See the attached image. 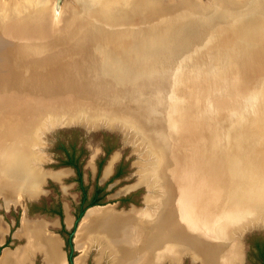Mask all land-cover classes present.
Listing matches in <instances>:
<instances>
[{"label": "water", "instance_id": "1", "mask_svg": "<svg viewBox=\"0 0 264 264\" xmlns=\"http://www.w3.org/2000/svg\"><path fill=\"white\" fill-rule=\"evenodd\" d=\"M34 1H0V60L13 62L0 84V162L30 148L41 184L54 170L37 146L47 131L111 122L140 148L146 192L189 187L196 206L218 209L228 231L219 239L235 238L243 261V237L264 226V45L236 55V41L254 37L221 10L264 0H105L109 18L67 0L58 21L50 10L64 0ZM146 38L144 55L129 51Z\"/></svg>", "mask_w": 264, "mask_h": 264}, {"label": "rangeland", "instance_id": "2", "mask_svg": "<svg viewBox=\"0 0 264 264\" xmlns=\"http://www.w3.org/2000/svg\"><path fill=\"white\" fill-rule=\"evenodd\" d=\"M0 1H6V0H0ZM35 1H37V0H35ZM87 1L92 2L93 4H96L97 5L96 11L98 13L102 14L103 16H106V18L111 17L112 12H115L110 7V6H112L111 3L110 2L107 3V2H105V0H96V2L94 0H87ZM46 2L48 4L49 1H46ZM263 6H264L263 4L260 7L247 6V7H244L242 9H239V10H228L226 8H223V7H222L223 9L221 8L222 9L221 11H223L222 13H231L232 16H235L236 14H238L237 17L234 18V21L232 19V23L230 24V28L233 27V28L240 29L243 32H250L251 35L254 37V39H246V38H241V40L238 39L236 42L241 47L238 48V53L236 55H238V54L242 55L246 52V50H249L254 46L264 45V7ZM17 13L19 14L21 12H17ZM153 43L154 42L152 41V39H149V38L139 39L138 41H135L131 47H129V49H130L129 51L133 52V54L142 56L145 54L143 51L146 48H148V50H149ZM146 45H147V47H146ZM210 53H211L210 57H213V58L216 57L215 50H212V52H210ZM227 58L230 59L229 56ZM103 131L108 132V133H113V135L115 136L114 146L112 148L113 153L116 152V153H118V155L121 158L124 157L125 158V164L127 165V167L125 168L126 171L124 172L122 177L114 180V182L111 184L110 189L105 191L106 194H104L103 198L101 199V203H104V204L100 205V206L111 207L109 209L108 213L109 214L112 213L113 219L116 220L117 218H121V217L118 216L116 211H114L115 209L113 207H115L116 210L117 209L118 210H121V209L127 210L130 207L131 208H134V207L139 208V207H144L146 205V201L144 199V194L147 193L146 188L144 187L143 183L138 181L139 180L138 179L139 173H141L140 167H142V164L144 161L142 160V158L140 156L141 155L140 151H139L140 148L136 147L134 145V143L132 142V140L129 139V137L125 136V134H122L123 132H121L119 129L113 128V127H107L106 126V127H101V128L97 127L94 129H84V128L80 127L79 125H72L69 127H56L54 129H52L51 131H47L44 134L43 138H41L40 144H37V146L39 147V149H41L42 154H47V156L49 158V161L47 162V164H48L47 166L50 168L51 167H57V166H54V163H55L54 162V155H56L57 152H60L59 148L57 147L58 141H68V140H75L76 141V140H79V137L82 135L84 137L83 139H85L84 142L93 148V147L97 146L98 138L100 137L101 132H103ZM78 132L80 133V135ZM89 152L88 153L91 154L92 150H90ZM105 163H104V165H105ZM58 168H61V167H58ZM61 169H66V172H65V170H62L60 172L61 175L58 176L57 178H54V177H51L50 175H48V177H46L48 181H46V183L44 184V189L43 190L41 189V192H43V193L42 194L39 193L40 195L35 196V198L41 196V199L45 198L46 200H48L52 204H56V203L59 204V206L61 207V211H62L61 218L65 224V227H66V229H64L62 232L63 234L60 233V231H58L59 226H60L59 222L52 219L53 214H51V212H48V213L42 212L41 214H39L38 212L28 213L27 210H30L32 207L26 208L25 210H23V208L21 207V205L22 206L25 205L26 200H31V199L26 198L23 195L24 191H25L23 189H25V186L28 184L29 178L28 179L26 178V180H27L26 183H20L21 181L20 182L16 181V180L21 179L18 176H17L18 178H16V180H15L16 181L15 183H17L15 188H14L16 190L15 192H18L19 195L22 194V196L25 197V198H23V197L20 198L18 203L7 205V200L3 199V196H5V194L7 192H5V193L0 192V194H1L0 195V219L1 218L5 219L7 222H8V220H7L8 218L13 219L15 216L17 217V219H19V217L23 214V212H25L26 213L25 215H27L29 218L35 217V216H38V217L41 216L42 217L41 218L42 220L38 219L36 221L35 220H28L27 218L24 217L26 222L23 224L22 219H21L20 227L18 224V228L14 232V235L17 237H20V238L17 239V238L10 237V239H12L11 243H9L7 245H9L11 247H13L15 245L16 246L14 248H11L9 250L6 249V250L9 251L8 254L10 257H13V254L18 255L20 260H18L17 264H22V263L23 264L24 263L31 264L32 259L36 254L37 255L34 258V264H44L43 262H45L46 264H49L47 256H46V252L44 251V248L42 246H40L41 242H39V238H34V237L32 238V236H31V233L33 231H35V232H37L38 237H41L43 230H44L42 228V226H45V228L51 232H54V233L56 232V234L59 233L61 235V237L63 239V244H64L61 247L65 250V252H67L68 248L70 249V246H68L65 243V237L67 236L68 231H70V229H71L75 214L78 212L77 201L79 198V192H78V188L75 185V182L73 180L74 175H73L72 170H70L68 168H61ZM61 169H59V170H61ZM34 171H37V170H34ZM37 172H39V171H37ZM82 173H83V179L85 180L87 185L90 186L93 179H90L88 177L87 181H86V177H85L86 169H83ZM48 174H49V172H48ZM17 175H21L20 172H18ZM101 176H102V174H101ZM20 177H22V176H20ZM176 190H174L175 192L173 191L171 194L172 200L176 199V196L178 195V193H176ZM15 192H13V193H15ZM35 192H38L37 187H36ZM151 192L155 193V190L150 191V193ZM7 195H9V194H7ZM123 195L129 196L128 203H126L124 201L123 204H119L117 202V199H118V197L123 196ZM1 196H2L3 202H2ZM9 197H11V196H9ZM10 201H12V200H10ZM101 203H99V204H101ZM100 206L95 205L94 206L95 209H92V207H90L87 209L86 212L88 213V212H92V211L96 212L97 210L98 211L103 210L100 208ZM151 210H153V206H152ZM94 212L90 213V214L96 215V213H94ZM87 213H85V214H87ZM67 215L70 218V223H68V221H67ZM132 215H133V217L135 216L134 218L137 217V220H140L143 224H146L147 227L149 225L150 226L155 225V224L152 225V223L149 219L142 217L143 215L142 214L140 215L138 212H134V213H132ZM132 215L128 216V219H126V223L128 221L132 222V220H133V219H131ZM84 216L82 217V219L79 223L80 229H78V231H77V234H79L81 240L77 241V234H76V237H75V246L76 247L74 246V241H72V244H73L72 254L74 255L72 257L74 258V261H75L76 257H78L81 259L82 264L83 263L84 264H135L134 254H130V253H128V251H127L128 254L126 253L125 262L124 263L121 262L120 251L115 248V246L112 243L111 238H110L111 233L109 232L110 231L109 225H106V224L96 225V226H98V229L96 231H94V233H92L90 235L85 234L87 232L85 230L87 229V226H89L91 224V220H89V218H87L85 220L86 224L82 225V227H80V224H81ZM168 216H170V215L168 214ZM57 217H58L57 215H53V218L56 219ZM125 218L126 217H122L120 219L121 222H125ZM78 221H77V225H78ZM53 224H55V225H53ZM77 225H76V227H77ZM76 227L74 229V232L76 230ZM6 228H7V226H6ZM127 230H128V228H127ZM145 230H146V228H145ZM152 230L153 229H151V231ZM251 230H253V231L248 233V234H245V236L243 237L244 243L242 246V251H243V255H244V260L241 262H238L236 264H261L260 261L256 258L255 253H253L251 251L249 236L251 233L256 232V233H258V235H260L261 237L264 238V226L253 227V228H251ZM118 231L121 232L120 226L118 227ZM146 231H145V235L147 233H150V230L147 233H146ZM159 232H157L155 234L154 230H153V234L155 236L154 241L157 245L156 257L159 258V259L156 258L157 260H155V261L157 262V264L158 263L159 264H174L172 262V258L169 260L168 257L165 256L160 260V257L164 251H166L167 249L170 250L171 249L170 247H172V246L174 247L175 243H177L178 241L179 242L186 241V242L190 243V240L192 238V233H193V231L191 230L190 224H189V228L185 232L181 233V236H176L174 238L172 237L170 232L168 233L169 236L162 234V232H160V233ZM73 236H74V234H73ZM139 236H141L140 233H139ZM146 236L148 237V235H146ZM22 237H26L27 240L23 239ZM141 238H143V237H141ZM27 241H28V244L26 245L25 249H21V250H17V251H11V250H14L17 246L25 245ZM19 243H21V244H19ZM126 247H128V246L126 245ZM83 248H85V249H83ZM61 251L63 252L62 249H61ZM171 251H168V252H171ZM35 252H36V254H35ZM142 256H143V254H142ZM195 256L196 255H193V257H194V259H193L192 255H190V253L188 251L183 252L180 256V259H179L180 264H202L200 258L195 257ZM147 259L149 261L153 260V258L150 257L149 255H147ZM167 259H168V261H167ZM159 260L161 262H159Z\"/></svg>", "mask_w": 264, "mask_h": 264}, {"label": "bare ground", "instance_id": "3", "mask_svg": "<svg viewBox=\"0 0 264 264\" xmlns=\"http://www.w3.org/2000/svg\"><path fill=\"white\" fill-rule=\"evenodd\" d=\"M6 1H1V2H6ZM46 1L50 2L49 6L50 8H52L53 0L52 1L46 0ZM67 5H69L68 1L65 0L63 2V7L60 11L50 10V15L52 17V20L58 21V16L61 14L60 12L63 13ZM11 64H13L12 57L9 56L8 52H6L5 55H3L2 60H0V84L3 83L6 79H8L7 74L5 73L7 72L6 69ZM104 124H107L112 127L115 126L111 122H105ZM122 134H125V136L129 137L126 131H124ZM36 147L37 146H35V148ZM13 155L14 156L13 158L11 157V160H4L1 157V162H0V192L2 193L7 192L5 196H3V199L7 200V205L17 203L20 200V198L23 197L22 194L19 195L18 192H15L16 190L14 188L17 184L15 183L16 181L18 182L21 181L20 183H26L27 182L26 178L28 179V177L31 175V177H29L28 179V184L25 186V189H23L26 191V192L24 191L23 195L25 197L31 198L33 196H36L40 192V191L35 192L36 190L35 187L37 186V184L40 185L39 180L43 174L37 168L38 161H36V158L33 157L36 155V153L35 155L33 154L32 156L30 148L26 146L16 147L13 151ZM25 163H30L31 167L28 165H27L28 167L27 166L25 167ZM34 170H37L39 172ZM18 172H20L21 175H17ZM44 173L50 175L51 177L57 178L58 171L45 170ZM17 176L21 179L16 180V178H18ZM138 179L139 180L148 179L151 182L148 173L145 172H141ZM165 186L166 187H164L165 188L164 191L160 190V192L157 191L155 193L153 192L145 193L144 199L146 201V205L144 207H139V208L130 207L127 210L115 209L114 211H116L118 216H120L121 218L126 217L125 222H121L120 220L121 218H117L116 220L113 219L112 213L110 214L108 213L109 209L111 208L109 206L99 205L100 208L103 210H99V211L97 210L96 212L92 211L88 213L86 212L88 208L90 207H92V209L95 208L94 206H90L86 208L81 218L79 219L78 225L74 232V236H73L74 246H75V237L77 231L78 229H80L79 223L82 217L85 215L82 220L83 223L81 222L80 227L86 224L85 220L87 218L91 220V224L87 226V229L85 230L87 231L85 233L87 235L94 233V231L98 229V226L96 225L106 224L110 226V231H109L111 233L110 238L115 248L120 251L122 263L125 262L126 253L128 251V253L134 254L135 264H157V262L155 261L157 260L156 258H158L156 257L157 245L156 243L155 244L152 243L151 237L146 236L149 235L147 232L150 230V227L154 230L155 234L160 231L162 232V234L169 236L168 233L170 232L172 237L174 238L176 236H181V233L185 232L189 228V224H190L191 230L193 231L190 243L186 241H181V242L178 241L177 243H175L174 247L172 246L170 247L171 248L170 250L167 249L162 253L160 260L163 257L167 256L169 260L172 258V262L174 264H179V259L181 254L185 251H188V249H190V251L196 254L195 257L200 258L202 264H236L241 256V247L239 242L235 238L232 237L231 239L224 238L223 241L219 239V237H221L222 234L225 235L228 231L227 230L225 231L223 229L222 221L220 219L218 209L217 208L214 209L213 207L211 208L213 209V211H211L210 207L204 205L205 203L196 206L194 204L195 197L194 195L191 194L192 192L190 191L189 187L184 189L183 186H180L181 189L178 188L176 190V193H178L176 199L172 200L171 194L173 189H171L170 185L167 182ZM13 192H15L14 195H12ZM152 206H153V210H151ZM93 212L96 213V215L90 214ZM134 212H138L140 215L142 214L143 215L142 217L149 219L152 225L153 224L155 225L153 226L149 225L147 227L146 224H143L141 222V226H140L138 223L140 222V220H137V217L134 218L135 216L133 217L132 215V213ZM168 214L170 216H168ZM129 215L130 216L132 215L131 219H133L132 222L129 221L130 227L128 226L129 223H126V219H128ZM67 221L68 223H70V218L68 217V215H67ZM25 222L26 220L23 217L22 223L24 224ZM142 225H144V228H146L147 231L144 228H141ZM119 226L121 228V232L118 231ZM42 228L44 229L41 235L42 238L38 237L37 232L35 231L31 233V236L32 238L33 237L39 238V242H41L40 246H42L44 248V251L46 252L48 263L66 264L65 261L66 258L64 257V254L60 249L61 240L59 236L56 233L46 229L45 226H42ZM6 230H7L6 225L0 219V240L2 239L3 233ZM145 231L147 233L146 235H145ZM139 233L141 234V236H139ZM22 238L27 240L26 237H22ZM80 240L81 238L79 234H77V241ZM27 244L28 241L26 242L25 245L17 246L14 250L11 251L25 249ZM125 244L128 247H126ZM6 249L8 248L2 249L0 253V257H1L0 264H17L18 260H20L18 255L13 254V257H10L8 254L9 249L8 250ZM147 255L152 257L153 260L149 261L147 259ZM72 260H73L72 261L73 264H82L81 259L78 257H76L75 261L74 258L72 257Z\"/></svg>", "mask_w": 264, "mask_h": 264}, {"label": "flooded vegetation", "instance_id": "4", "mask_svg": "<svg viewBox=\"0 0 264 264\" xmlns=\"http://www.w3.org/2000/svg\"><path fill=\"white\" fill-rule=\"evenodd\" d=\"M83 138L84 137L81 135L79 137V140H76V141L75 140L58 141L57 147L59 148L60 152H57L56 155H54V162H55L54 166H57V167H51V169H54L53 171L59 172L57 174V177L61 175L60 172L62 170H65L66 172V169H61V168H68L72 170L73 172V175H74L73 180L79 192V198L77 201L78 212L75 214L74 218L78 215V213L81 210H84L87 206L91 204H95V203H98V204L101 203V199L103 198L104 194H106L105 191L110 189L111 184L114 182V180L122 177V175L126 171L125 168L127 167V165L125 164V158L124 157L121 158L116 152L113 153L112 148L114 146V141H115V136L113 135V133H108L104 131L101 132V135L98 138L97 146L93 148L90 147L88 144H86L84 142L85 139ZM90 150H92L91 154H89ZM42 160L43 161H42L41 166L45 169L50 168L47 166L48 165L47 162L49 161L47 154H43ZM27 165L31 167L30 163H25V167ZM58 167H61V168H58ZM83 169H86V175H85L86 181L88 177L90 179H93L90 186L87 185V183L83 179V173H82ZM29 177H31V175ZM46 177H48L47 174H46ZM46 181H48L47 178L44 181H41L40 185L36 183L37 184L36 187L38 189V192L40 191L39 192L40 194L43 193L41 192V189L42 190L44 189V184L46 183ZM39 193L36 196L40 195ZM128 198H129L128 195L120 196L118 197L117 202L119 204H123L124 201L128 203ZM28 199H31V200H26L25 205L24 206L21 205L23 210H25L26 208L32 207L30 210H27L28 213L38 212L39 214H41L42 212H46V213L51 212V214L58 216L55 219L53 218V215H52V219L59 222L60 226H59L58 231L62 233L63 230L66 229L65 224L61 218V214H62L61 207L59 206L58 203L52 204L45 198L41 199V196L37 198H35L34 196ZM2 202H3V199H2ZM58 211H60V213ZM25 214L26 213L23 212V214L19 217V219H17L16 216L13 219L8 218L7 219L8 222L5 219L1 218V220L7 226V230L4 233V240L0 243V248L2 246L9 244L11 240L10 237H12V233L14 235V232L18 228V224H19V227L21 225L22 217H25L28 220H35V221L38 219L42 220L41 216L39 217L35 216V217L29 218ZM71 229H72V226H71ZM70 231H68V234L65 237V243L68 246H70V243L68 241V235ZM57 234L61 237L59 233ZM69 252H71L70 255L72 257L73 254H72L71 246H70V249L68 248L67 252H65L67 264H70L68 260Z\"/></svg>", "mask_w": 264, "mask_h": 264}, {"label": "trees", "instance_id": "5", "mask_svg": "<svg viewBox=\"0 0 264 264\" xmlns=\"http://www.w3.org/2000/svg\"><path fill=\"white\" fill-rule=\"evenodd\" d=\"M60 213V211H58ZM251 251L255 253L256 258L261 264H264V238L258 235V233L253 232L249 236ZM71 258V255L68 257Z\"/></svg>", "mask_w": 264, "mask_h": 264}, {"label": "crops", "instance_id": "6", "mask_svg": "<svg viewBox=\"0 0 264 264\" xmlns=\"http://www.w3.org/2000/svg\"><path fill=\"white\" fill-rule=\"evenodd\" d=\"M127 223H129V221L127 222ZM139 223V225L141 226V221L140 222H138ZM128 226L130 227V223L128 224ZM141 228H144V225H142V227ZM145 229V228H144ZM151 229L152 228H150V233H148L149 235V237H151V241H152V243L153 244H155V241H154V238H155V236H154V234H153V230L151 231ZM129 230H130V228H129ZM5 233V232H4ZM4 233H3V237H2V239L0 240V243L4 240ZM58 235V234H57ZM59 236V235H58ZM12 237L13 238H20V237H17V236H14L13 235V233H12ZM59 238H60V240H61V244H60V248L63 250V248L61 247L62 245H63V240H62V238L59 236ZM22 239V238H21ZM12 240V239H11ZM11 240H10V242L9 243H11ZM23 240V239H22ZM23 242V241H22ZM19 244H21V243H19ZM16 246V245H15ZM15 246H13V247H11V246H9V245H5V246H2L1 248H0V253H1V251H2V249H4V248H8V249H11V248H14ZM63 252H64V250H63ZM64 254V257H65V252L63 253ZM37 255V254H36ZM35 255V256H36ZM35 256L33 257V259H32V262H31V264H34V258H35ZM72 256H74V255H72ZM41 257V256H40ZM66 258V257H65ZM42 260V259H41ZM73 261V260H72ZM85 261V260H84ZM43 262V261H42ZM44 264H46L45 262H43ZM24 264H26V263H24ZM67 264V263H66ZM72 264H73V262H72ZM84 264V263H83Z\"/></svg>", "mask_w": 264, "mask_h": 264}]
</instances>
